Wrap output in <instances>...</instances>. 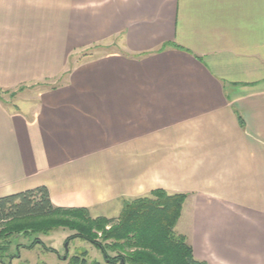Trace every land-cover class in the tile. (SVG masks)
<instances>
[{
    "label": "crops",
    "instance_id": "obj_1",
    "mask_svg": "<svg viewBox=\"0 0 264 264\" xmlns=\"http://www.w3.org/2000/svg\"><path fill=\"white\" fill-rule=\"evenodd\" d=\"M39 187L187 194L196 260L264 264V0H0V198Z\"/></svg>",
    "mask_w": 264,
    "mask_h": 264
},
{
    "label": "trees",
    "instance_id": "obj_2",
    "mask_svg": "<svg viewBox=\"0 0 264 264\" xmlns=\"http://www.w3.org/2000/svg\"><path fill=\"white\" fill-rule=\"evenodd\" d=\"M187 198V194L155 190L125 201L119 217L108 219L93 218L87 209L54 206L46 187L2 197L0 263L9 253L12 239L49 235L64 228L76 232L67 242L80 238L95 244L110 264H206L195 259L187 238L176 231ZM99 233L105 245L97 243ZM36 244L44 246L36 240L28 248ZM21 248L18 245L17 249ZM108 251L116 256L110 257Z\"/></svg>",
    "mask_w": 264,
    "mask_h": 264
},
{
    "label": "rangeland",
    "instance_id": "obj_3",
    "mask_svg": "<svg viewBox=\"0 0 264 264\" xmlns=\"http://www.w3.org/2000/svg\"><path fill=\"white\" fill-rule=\"evenodd\" d=\"M38 90H40L38 86L23 87L15 91L3 92L5 94L3 98L12 107L22 100L30 101ZM75 234L74 231L60 228L52 231L49 235L40 234L14 238L9 253L0 264H110L95 244L80 238H74L67 242ZM102 238V234L99 233L96 241L105 245ZM36 240L42 242L44 246L36 244L29 249L28 247ZM18 245L23 248L18 250ZM50 248L56 252L50 251ZM108 254L110 257L116 256V253L112 251H108Z\"/></svg>",
    "mask_w": 264,
    "mask_h": 264
}]
</instances>
